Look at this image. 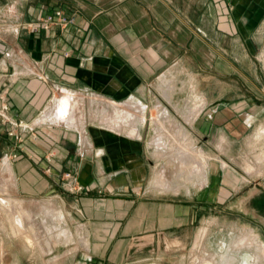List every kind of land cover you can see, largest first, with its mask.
<instances>
[{
	"label": "crops",
	"instance_id": "crops-1",
	"mask_svg": "<svg viewBox=\"0 0 264 264\" xmlns=\"http://www.w3.org/2000/svg\"><path fill=\"white\" fill-rule=\"evenodd\" d=\"M225 2L222 9L213 0H0V173L11 176L20 196L59 201L74 228L61 230L63 241L45 253L26 247L25 260L10 264H161L142 258L154 256L161 240L179 233L181 243L198 244L203 227L189 233L204 209L230 202L236 190L223 178L215 183L212 171L190 201L151 197L152 186H168L161 172L147 185L153 158L141 128L159 125L149 143L161 136L169 146L164 131L177 127L173 156L184 142L198 155L204 150L195 143L213 127L239 110L253 113L264 92V50L255 40L264 29V0ZM57 8L75 23L38 33L27 27ZM61 96L69 97L73 123L60 116ZM131 103L137 129L106 123ZM69 171L82 191L66 189ZM257 200L264 206V188L247 200L264 221ZM57 216L66 219L63 210Z\"/></svg>",
	"mask_w": 264,
	"mask_h": 264
},
{
	"label": "rangeland",
	"instance_id": "rangeland-1",
	"mask_svg": "<svg viewBox=\"0 0 264 264\" xmlns=\"http://www.w3.org/2000/svg\"><path fill=\"white\" fill-rule=\"evenodd\" d=\"M226 3L225 0H213V4L220 6L222 9L227 7ZM219 16V23L221 24L222 15ZM255 40L257 42L256 46L259 47L257 49L263 51L264 29L256 32ZM258 97L260 99L257 100V106L252 109L253 113L239 110L235 117L227 120L225 126L213 127L210 131L212 135L208 139L195 143V149L202 148L204 155L208 157L207 176H205L206 173L204 176H199L204 181L208 177V181L205 182L201 179L195 181L193 178L186 180L189 172L184 171L186 169L184 167L180 169L179 162L177 163L174 158L175 149L171 146L176 147L177 143L173 141L172 135L177 127L167 126L170 128L171 134L165 131L164 133L167 134L166 138L169 146L168 149L166 148L160 152L156 151L155 143L154 145L149 143L151 141L149 139H154L157 135L156 129L161 127L149 123L148 127L141 128L142 131L146 130L147 134L144 142L146 153L153 158L147 185L150 184L151 179L157 172L162 171L169 183L166 189L157 184L156 187L151 185L153 189V192L150 191L149 193L151 197L190 201L197 187L205 186L212 181L210 175L212 171L216 174L215 183L218 181V177L220 180L223 178L225 185L236 190L230 202L226 201L216 208L207 207L204 209L203 219L198 224V228L195 229L196 232L191 231L189 233L190 235L197 233L198 236L199 230L202 227H207L208 233L203 241L199 239L198 244H196L197 238H190L188 244L181 243L182 240L175 237L180 234L175 233L172 238L168 237V240H161L158 247L155 244V247H157L156 254L154 256L145 254L142 256L144 260L155 257L161 264H167L168 262L171 264H204L206 261L213 264H233L236 261L237 264H242L243 257L251 255L255 256V264H264V252L258 251L255 245L245 244L243 247H239L244 237H258L260 234L264 239V232L261 228L264 221L253 210H249L250 203L247 201L252 194L260 192L264 188V157L260 159V156L264 153V137L261 140L255 139L257 130L264 124V92L262 95L259 94ZM236 105L241 106L243 104ZM114 112L116 114V110ZM252 114H258V118L256 120L249 118ZM247 118H249L248 124L250 125L242 130L241 126L245 121L247 122ZM162 121L164 122V120ZM184 131L191 136L192 128L190 126L184 128ZM223 137L225 139H222ZM250 169H253V171L250 172ZM64 181L66 182L65 175ZM13 184L10 175L0 173V200L2 198L10 200L9 205L0 203V264H10L20 258L25 260L27 256L24 248L26 247L36 248L39 250L38 252L45 253L48 248L63 241L62 237L64 238V235L60 238L57 236L61 230L74 229L67 210L59 206V201L53 198H25L16 193ZM224 192L230 193L228 189L222 188V193ZM206 193L204 191L205 196ZM205 200H207L206 197ZM61 210L66 214V219L59 222L57 214ZM17 215H20L23 219L24 225L22 227L17 226L15 223ZM53 227L56 230L53 229L54 233L51 234L47 231V228ZM183 234L185 235L186 232H183ZM257 240L260 242L258 238ZM260 244L262 247L264 246L263 243L260 242ZM41 254L43 255V253ZM258 254L262 258H257L256 255ZM234 257L236 260L233 261Z\"/></svg>",
	"mask_w": 264,
	"mask_h": 264
},
{
	"label": "bare ground",
	"instance_id": "bare-ground-1",
	"mask_svg": "<svg viewBox=\"0 0 264 264\" xmlns=\"http://www.w3.org/2000/svg\"><path fill=\"white\" fill-rule=\"evenodd\" d=\"M194 96V95H193ZM196 98V96H195ZM195 100V99H194ZM60 116L62 117L63 120H66L68 123H73L74 122V118L72 116H66L68 113V104H69V97L67 96H61L60 97ZM121 106V105H120ZM117 106V107H120ZM138 109L140 110V114H143L144 109L138 107ZM166 111V110H165ZM135 103H131L128 104V106H121L117 111H116V116L115 117H111L112 119H109V122L107 124L110 125V127L120 130L122 128V125L125 122L134 124L135 126L138 123V114L135 113ZM143 117V115H142ZM141 117V118H142ZM62 120V121H63ZM108 125V126H109ZM133 125V126H134ZM127 126V125H126ZM132 128V127H131ZM131 128L128 127V129H125L126 132L129 135H132V131ZM168 128V127H167ZM137 129V128H136ZM178 129V128H177ZM136 132V131H134ZM180 135V132L179 134ZM262 137H264V126L260 127L256 134H255V139L256 140H261L263 139ZM186 138V137H185ZM223 141V140H222ZM182 143V141H180ZM184 142V141H183ZM155 146L158 150L163 151L166 148L168 149V144L167 142H165L163 140V137L159 136L156 140H155ZM191 147L192 144L190 142H184L182 144V147H179V150H182L178 155L174 156V158L176 159L177 163L180 165V169H182L183 167L186 168L184 171L189 172V176L186 179H192L194 176H204V174L206 173L207 167H208V157L204 155L203 151H200V153L198 152V155L196 154H192L191 153ZM264 157V153L262 154V156H260V159ZM177 164V165H178ZM225 164V163H224ZM9 171L11 172L10 168H8ZM253 169H250V172H252ZM206 176V175H205ZM160 180H162V182H164L165 186H168L169 184L167 183L166 179V175L165 173L162 171L161 172V177L159 178ZM157 182V181H156ZM163 184V183H162ZM12 186V185H11ZM4 187V186H3ZM11 199V198H10ZM14 200V199H13ZM1 204H6L9 205L10 204V200L9 199H1L0 200ZM3 206V205H2ZM20 206V205H19ZM7 207V206H6ZM15 209V208H14ZM13 210V209H12ZM11 210V211H12ZM16 210V209H15ZM19 213V212H18ZM17 214V213H16ZM26 214V213H25ZM28 214V213H27ZM14 215V214H13ZM12 215V216H13ZM28 217V216H27ZM58 217V216H57ZM63 217V216H60ZM59 217V218H60ZM62 219V218H61ZM15 223L17 226L22 227L24 225L23 223V219L20 215H17L15 217ZM17 228V227H16ZM18 229V228H17ZM23 229V228H22ZM55 228H47V231L51 234L54 233ZM208 233V228L207 227H203V229L200 232V241H203V239H205L206 235ZM241 241V240H240ZM245 244H248L249 246H253L255 245L258 248V251H263L264 252V246L262 247L260 242H258L257 237L255 236H251L247 237V238H243L242 239V243L240 244V248L243 247ZM238 248V247H237ZM259 258V256H258ZM247 259H249V261H251L252 259H254V256L251 255H247L245 257H243V261H246ZM204 264H213L210 261H206Z\"/></svg>",
	"mask_w": 264,
	"mask_h": 264
},
{
	"label": "built area",
	"instance_id": "built-area-1",
	"mask_svg": "<svg viewBox=\"0 0 264 264\" xmlns=\"http://www.w3.org/2000/svg\"><path fill=\"white\" fill-rule=\"evenodd\" d=\"M76 21V16L71 15L65 12L62 8H57L45 16H42L35 21L28 24V28L32 32L38 33L42 29L49 30L53 26H67L69 24H73ZM65 187L67 190L71 192H78L82 191L84 189V186L79 184V182L76 180V176L73 172L69 171L65 173Z\"/></svg>",
	"mask_w": 264,
	"mask_h": 264
},
{
	"label": "flooded vegetation",
	"instance_id": "flooded-vegetation-1",
	"mask_svg": "<svg viewBox=\"0 0 264 264\" xmlns=\"http://www.w3.org/2000/svg\"><path fill=\"white\" fill-rule=\"evenodd\" d=\"M256 208L257 209H261V208L264 209V206L261 207L259 200H257ZM242 264H255V259H252L251 261H249V259H247L246 261H243Z\"/></svg>",
	"mask_w": 264,
	"mask_h": 264
}]
</instances>
